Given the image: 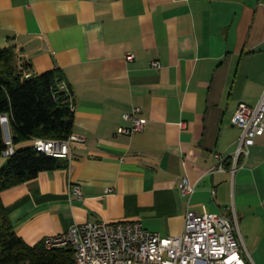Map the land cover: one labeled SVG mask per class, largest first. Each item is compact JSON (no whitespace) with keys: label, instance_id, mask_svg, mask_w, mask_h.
<instances>
[{"label":"crops","instance_id":"obj_1","mask_svg":"<svg viewBox=\"0 0 264 264\" xmlns=\"http://www.w3.org/2000/svg\"><path fill=\"white\" fill-rule=\"evenodd\" d=\"M5 48L33 76L62 71L72 134L85 138L61 167L1 193L26 244L101 222L181 236L189 211H234L249 263L264 264V135L230 170L241 137L233 116L264 93V0H0ZM136 107L145 129L119 134ZM183 179L195 186L189 197Z\"/></svg>","mask_w":264,"mask_h":264},{"label":"built area","instance_id":"obj_2","mask_svg":"<svg viewBox=\"0 0 264 264\" xmlns=\"http://www.w3.org/2000/svg\"><path fill=\"white\" fill-rule=\"evenodd\" d=\"M133 58L132 54L127 55V60ZM151 66L161 68L158 61H153ZM60 89L66 93L74 111L73 94L65 81L61 82ZM123 119L131 123L119 129V134L126 136L142 132L147 122L139 107L131 113H124ZM1 123L9 127L8 117L2 116ZM232 124L241 129L230 169L235 174L238 167L247 162L257 138L264 135V93L254 107L240 105ZM4 138L8 149L3 152V156L9 158L15 153L10 133L7 136L4 132ZM84 142V137L71 134L66 140L34 139L32 147L50 157L70 160L72 144ZM217 159L215 170L224 171L225 157L218 155ZM240 159L244 163L240 164ZM179 189L185 197L195 192V186L187 179L180 182ZM71 193L81 197L80 186H72ZM44 244L47 249L71 248L74 264H250L249 256L243 249L234 211L229 216L189 211L181 236H161L145 229L137 221L101 222L74 225L66 233L46 238Z\"/></svg>","mask_w":264,"mask_h":264},{"label":"trees","instance_id":"obj_3","mask_svg":"<svg viewBox=\"0 0 264 264\" xmlns=\"http://www.w3.org/2000/svg\"><path fill=\"white\" fill-rule=\"evenodd\" d=\"M30 70L27 63L18 67L14 48L0 49V156L8 149L2 116L8 117L12 145L34 139L66 140L73 133L74 111L60 89L65 81L62 71L54 68L33 76ZM59 160L32 146L15 150L0 167V195L61 167ZM0 264H74L73 250L47 249L44 241L26 244L14 231L0 196Z\"/></svg>","mask_w":264,"mask_h":264},{"label":"water","instance_id":"obj_4","mask_svg":"<svg viewBox=\"0 0 264 264\" xmlns=\"http://www.w3.org/2000/svg\"><path fill=\"white\" fill-rule=\"evenodd\" d=\"M3 127H4L5 134L8 136V134H9V127L7 125H4Z\"/></svg>","mask_w":264,"mask_h":264}]
</instances>
